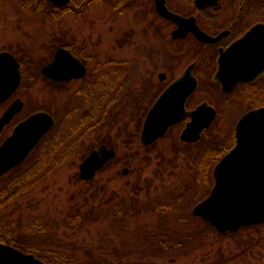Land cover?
Returning a JSON list of instances; mask_svg holds the SVG:
<instances>
[{"label":"rangeland","instance_id":"374dc122","mask_svg":"<svg viewBox=\"0 0 264 264\" xmlns=\"http://www.w3.org/2000/svg\"><path fill=\"white\" fill-rule=\"evenodd\" d=\"M30 1L0 0V51H10L25 64L18 90L26 101L24 112L44 109L56 122L28 161L6 177L14 195L3 204L0 234L18 233L49 264H264V223L220 233L193 215L192 208L213 185L212 167L205 170L198 155L174 162L164 145L167 139L159 141L154 155L141 145L139 132L154 96L151 84L144 83L143 100L135 105L127 84L105 95L109 100L96 101L103 96L90 82L73 85L71 93L43 84L38 75L51 58L50 47L70 41L75 50L82 47L83 55L95 53L98 58L89 66L106 65L108 56L118 62L125 50L130 73L137 70L136 57L146 71L154 70L150 6H132L121 16L109 0L89 6L93 0H75L55 24L50 19L56 13L43 17ZM29 69L36 75L27 78ZM105 143L117 149L115 159L93 179L77 181L79 163ZM123 166L130 167L126 175ZM16 179L30 183L18 191Z\"/></svg>","mask_w":264,"mask_h":264},{"label":"flooded vegetation","instance_id":"af4514ba","mask_svg":"<svg viewBox=\"0 0 264 264\" xmlns=\"http://www.w3.org/2000/svg\"><path fill=\"white\" fill-rule=\"evenodd\" d=\"M109 1L112 9L117 8L121 16L127 15V10L132 6L145 9L150 6L148 8L155 15L152 20L155 24L153 37L156 41L155 47L151 49V53L154 55L150 54L156 62L154 70H147V72L142 68L141 57H136L138 60L137 70L130 73L129 61L126 60V55L124 57L125 50L122 51L123 53L120 52L121 56L118 62H113L114 59L108 56L106 65L94 61L96 64L89 66L88 62L98 58L95 57V53L93 54L90 50L86 55H83L82 47L75 50L77 48L75 42L74 44L72 41L59 42L57 46L55 43V47H50L49 56L51 58L44 65L53 60L58 48H65L80 60L85 72L79 77H72L68 80H53L42 73L43 65L39 70V75L44 80L43 84L57 86L61 90L66 88L72 93L73 85L84 87L88 86L87 84L90 82L94 88L98 89L97 96H103V98L93 96L96 101L109 100L112 97L104 98L105 95L111 94L114 89L120 90L121 85L127 84L130 93L135 96V105H137L143 100L142 90L144 83H147L148 86L152 85L155 92L152 94L154 95L150 104L152 106L170 84L186 71L190 72L196 81L194 88L185 99L183 118L170 126L163 136L144 147L146 150H151L152 155L155 152L158 154L159 150L156 151L158 147L156 145L161 144L163 139H167L164 145L173 154L174 162L182 164L181 160H185L186 157L193 159L198 155L199 160L206 167L205 170H208V167L214 169L218 161L236 145V127L240 118L247 112L264 106V0H212L201 6L197 5L196 0H164L169 11L185 18L182 25L159 14L156 10L155 0ZM74 2L75 0H70L66 5H57L51 0H31L29 4H35L36 8L42 12L43 17L47 15V8L55 10L56 17L50 20L58 24L62 21L60 16H62L63 10L71 9ZM43 20L46 22L45 18ZM181 27L185 32L177 34ZM121 37L126 39L124 32ZM125 39L122 43H125ZM229 49L231 52H228ZM237 53H242V59L237 60L235 56ZM123 57L124 60H121ZM17 60L20 82L14 92L6 100L0 102V105H4L3 108H0V116L16 98L22 99L23 106L0 130V144L20 121L35 112H24L26 101L18 90H20L25 77L23 72L25 64L22 59L17 58ZM230 60L234 63V70L225 74V63ZM103 62L105 63V60ZM30 69L27 78L33 77L31 73L34 71L32 72ZM219 72L223 73V81L218 76ZM143 73H145V77H143ZM91 74L96 75L95 78L91 77ZM77 91H74L75 95L78 93ZM231 102L236 106H230ZM203 104L214 109L215 114L212 121L209 126L200 131L197 139H182V132L192 121V113ZM231 108L234 109V112ZM106 112L105 110L104 118L107 116ZM119 117L121 118V114ZM218 121L219 124L216 125ZM133 132L135 134L136 130ZM141 145L143 146V144ZM108 147L113 148L116 154L108 160L106 165L110 164L117 156V149ZM11 170L2 174L1 177ZM128 172H130V167L123 166L121 173L126 175ZM132 188H136V186L131 185L130 189ZM130 196L135 197L136 194Z\"/></svg>","mask_w":264,"mask_h":264},{"label":"water","instance_id":"95a60500","mask_svg":"<svg viewBox=\"0 0 264 264\" xmlns=\"http://www.w3.org/2000/svg\"><path fill=\"white\" fill-rule=\"evenodd\" d=\"M57 5H66L70 0H51ZM212 0H196L201 6ZM156 10L180 25L185 18L169 11L164 0H155ZM179 28L177 34H183ZM231 52V49L228 50ZM4 58L0 74V102L6 100L20 82L19 63L9 51L0 52ZM85 72L84 66L67 49L58 48L52 61L43 66L42 73L53 80L79 77ZM223 81V73L219 72ZM195 78L190 72L183 73L149 108L140 132V141L150 144L184 116V102L194 88ZM23 106L16 98L0 116V130ZM214 109L206 104L192 113L181 138L194 140L200 131L209 126ZM54 124V118L47 111L39 110L20 121L0 144V176L19 165L38 144ZM236 145L216 164L213 170L214 184L209 194L198 202L192 213L213 225L220 233L235 231L244 226L264 222V106L244 114L237 123ZM114 149L100 145L92 150L79 164L78 177L92 178L110 158ZM127 170L126 168L124 169ZM0 264H45L32 253L0 243Z\"/></svg>","mask_w":264,"mask_h":264},{"label":"trees","instance_id":"16d2710c","mask_svg":"<svg viewBox=\"0 0 264 264\" xmlns=\"http://www.w3.org/2000/svg\"><path fill=\"white\" fill-rule=\"evenodd\" d=\"M95 2V0H93V1H91L90 3L89 2H87L86 3V5L87 6H89V4L91 5V4H93ZM64 11H66V9H64L63 10V12ZM46 12H47V14L49 15L50 13H54L55 12V10H51V9H49V8H47L46 9ZM38 71V70H37ZM38 73V72H37ZM32 75H36V72L34 73V74H32ZM65 152L66 153H68L69 151H67V150H65ZM27 162V161H26ZM23 165V164H22ZM21 165V166H22ZM21 166H18L17 168H15L14 170H13V172L15 171V170H19L20 168H21ZM13 172H11L10 173V176L13 174ZM6 179V178H5ZM2 180L1 182H0V193L2 194L1 196H3V197H5L1 202H0V214L1 215H4L3 213H2V207H3V204H4V202L5 201H12V199H13V195H14V192H13V190H14V188L13 189H11V186H10V183H9V181H8V179H6V180ZM77 181H79L78 179H76ZM6 181H8V182H6ZM30 182L29 181H25V180H20V179H16V188H17V190L18 191H20V188L19 187H23V186H25V184H29ZM7 194V195H6ZM6 202V203H7ZM205 221V220H204ZM23 235V234H22ZM21 236V235H20ZM19 235H18V233H12V231L11 232H9L8 234H0V242H5V243H9V244H11V245H13V246H15V247H17V248H19L21 251H23V252H27V253H32V254H34L36 257H38V258H40V259H42L43 261H45L46 262V264H49V261L45 258V257H42L41 256V254H40V250H39V248H37L35 245H28L26 242H25V240H22L21 239V237H20ZM68 264H71V263H68Z\"/></svg>","mask_w":264,"mask_h":264},{"label":"snow or ice","instance_id":"6c2138e0","mask_svg":"<svg viewBox=\"0 0 264 264\" xmlns=\"http://www.w3.org/2000/svg\"><path fill=\"white\" fill-rule=\"evenodd\" d=\"M237 60L242 59V53H237L235 54ZM3 63H4V58L0 56V74L3 72ZM234 70V63L233 61H227L224 66V71L225 74H229Z\"/></svg>","mask_w":264,"mask_h":264}]
</instances>
